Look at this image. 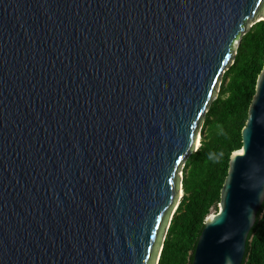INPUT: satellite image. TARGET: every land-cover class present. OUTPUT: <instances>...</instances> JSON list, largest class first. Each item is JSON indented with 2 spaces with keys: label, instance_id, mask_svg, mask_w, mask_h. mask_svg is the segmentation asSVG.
I'll return each mask as SVG.
<instances>
[{
  "label": "water",
  "instance_id": "1",
  "mask_svg": "<svg viewBox=\"0 0 264 264\" xmlns=\"http://www.w3.org/2000/svg\"><path fill=\"white\" fill-rule=\"evenodd\" d=\"M264 0H0V264H159L190 156ZM192 264H243L264 205V68Z\"/></svg>",
  "mask_w": 264,
  "mask_h": 264
},
{
  "label": "trees",
  "instance_id": "2",
  "mask_svg": "<svg viewBox=\"0 0 264 264\" xmlns=\"http://www.w3.org/2000/svg\"><path fill=\"white\" fill-rule=\"evenodd\" d=\"M264 68V22L242 38L235 61L201 131V146L184 168V196L173 216L159 264H192L208 216L219 211L231 156L242 150L257 80ZM243 264H264V205L251 231Z\"/></svg>",
  "mask_w": 264,
  "mask_h": 264
},
{
  "label": "bare ground",
  "instance_id": "3",
  "mask_svg": "<svg viewBox=\"0 0 264 264\" xmlns=\"http://www.w3.org/2000/svg\"><path fill=\"white\" fill-rule=\"evenodd\" d=\"M200 140H201V136L199 135V137H198V144L200 143Z\"/></svg>",
  "mask_w": 264,
  "mask_h": 264
},
{
  "label": "built area",
  "instance_id": "4",
  "mask_svg": "<svg viewBox=\"0 0 264 264\" xmlns=\"http://www.w3.org/2000/svg\"><path fill=\"white\" fill-rule=\"evenodd\" d=\"M182 177L184 178V171L181 173Z\"/></svg>",
  "mask_w": 264,
  "mask_h": 264
},
{
  "label": "rangeland",
  "instance_id": "5",
  "mask_svg": "<svg viewBox=\"0 0 264 264\" xmlns=\"http://www.w3.org/2000/svg\"><path fill=\"white\" fill-rule=\"evenodd\" d=\"M202 139V138H201ZM212 213H215V211H213Z\"/></svg>",
  "mask_w": 264,
  "mask_h": 264
}]
</instances>
